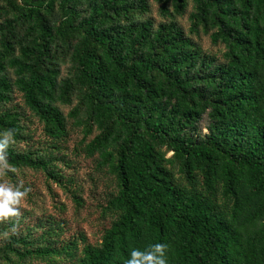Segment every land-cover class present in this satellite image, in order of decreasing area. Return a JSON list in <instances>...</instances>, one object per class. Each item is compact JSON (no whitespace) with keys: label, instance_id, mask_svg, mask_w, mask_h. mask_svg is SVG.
Masks as SVG:
<instances>
[{"label":"trees","instance_id":"obj_1","mask_svg":"<svg viewBox=\"0 0 264 264\" xmlns=\"http://www.w3.org/2000/svg\"><path fill=\"white\" fill-rule=\"evenodd\" d=\"M157 2L155 25L148 0H0V159L81 205L56 155L72 119L81 145L94 133L81 152L115 180L100 242L27 227L0 243V264H126L156 243L168 264H264V0ZM190 2L187 33L176 17ZM15 90L44 149L15 148L29 137Z\"/></svg>","mask_w":264,"mask_h":264},{"label":"rangeland","instance_id":"obj_2","mask_svg":"<svg viewBox=\"0 0 264 264\" xmlns=\"http://www.w3.org/2000/svg\"><path fill=\"white\" fill-rule=\"evenodd\" d=\"M150 10L148 16L153 19L154 24L164 20L158 13L157 0H148ZM192 8V2L189 3L186 13L183 16H177L176 20L183 26L188 33L189 20L188 14ZM205 50L216 52L221 46L211 44L208 35L200 33L199 36H193ZM62 74H66V67L62 68ZM74 104V103H73ZM9 106H15L19 112L24 113L23 123L27 131L26 141L15 143V148L24 149H44L47 145L46 137L42 131V124L37 117L32 115L25 107L22 96L16 90L13 93V100ZM64 113H67L71 106H61ZM73 120H69L70 134L67 141L61 145L57 152V163L61 167L62 173L66 179H69L71 191H75L81 199V205H78L71 192L65 191L61 186L46 179L45 175L29 168L12 169L0 159V184H6L12 187H20L21 191L28 190L27 196L21 201L18 208V216L22 221L17 222L13 228H6L5 221L0 219V243H3L8 235L15 231L23 232L27 227L32 229L34 235H38L50 222L59 225V239L63 241H76L79 247L84 244L81 236L86 239V243L96 244L100 242L102 233L107 228L113 217L103 212L106 197L114 188V176L106 169H99L95 157H87L81 152L80 147L90 140L94 133L86 137L82 126H76ZM205 120L202 121L204 125ZM202 125V126H203ZM203 131H206L203 128ZM71 180V181H70ZM29 264H43L33 261Z\"/></svg>","mask_w":264,"mask_h":264},{"label":"clouds","instance_id":"obj_3","mask_svg":"<svg viewBox=\"0 0 264 264\" xmlns=\"http://www.w3.org/2000/svg\"><path fill=\"white\" fill-rule=\"evenodd\" d=\"M11 133L5 134V139L0 141V151L8 147ZM28 190H20V187H12L0 184V219H7L18 215L16 207L27 196ZM167 245L156 243L150 245L144 251L133 249L126 264H168L166 256Z\"/></svg>","mask_w":264,"mask_h":264}]
</instances>
